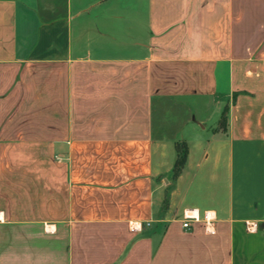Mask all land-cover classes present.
<instances>
[{"label": "crops", "instance_id": "0c3cea01", "mask_svg": "<svg viewBox=\"0 0 264 264\" xmlns=\"http://www.w3.org/2000/svg\"><path fill=\"white\" fill-rule=\"evenodd\" d=\"M0 264H264V0H0Z\"/></svg>", "mask_w": 264, "mask_h": 264}, {"label": "trees", "instance_id": "16d2710c", "mask_svg": "<svg viewBox=\"0 0 264 264\" xmlns=\"http://www.w3.org/2000/svg\"><path fill=\"white\" fill-rule=\"evenodd\" d=\"M225 113H223L222 118L220 120V126L224 127L225 125ZM179 149V155H178V159L176 161V169H179L184 161V157H185V149H181V146L178 147Z\"/></svg>", "mask_w": 264, "mask_h": 264}, {"label": "built area", "instance_id": "2783aa9c", "mask_svg": "<svg viewBox=\"0 0 264 264\" xmlns=\"http://www.w3.org/2000/svg\"><path fill=\"white\" fill-rule=\"evenodd\" d=\"M193 220L191 217H185L184 222L182 223V228L183 229H188L189 228V223L190 221Z\"/></svg>", "mask_w": 264, "mask_h": 264}, {"label": "rangeland", "instance_id": "374dc122", "mask_svg": "<svg viewBox=\"0 0 264 264\" xmlns=\"http://www.w3.org/2000/svg\"><path fill=\"white\" fill-rule=\"evenodd\" d=\"M183 136H185V135H183V134H178L177 135V141H183L184 139H183Z\"/></svg>", "mask_w": 264, "mask_h": 264}]
</instances>
